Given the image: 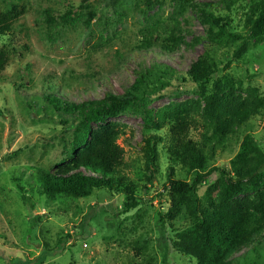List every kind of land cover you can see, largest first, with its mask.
<instances>
[{"label":"rangeland","instance_id":"obj_1","mask_svg":"<svg viewBox=\"0 0 264 264\" xmlns=\"http://www.w3.org/2000/svg\"><path fill=\"white\" fill-rule=\"evenodd\" d=\"M226 1L0 0V9L16 16L12 35L0 36V48L10 59L0 75V264L34 262L44 250L49 253L43 264H196L173 246L177 232L192 229L190 218L183 214L160 222L170 206L164 189L168 167L181 180L192 177L167 159L166 141L157 143L154 175L145 168L146 139L166 135L164 129L152 130L145 116L156 118L162 108L180 103H196L201 113L203 90L183 78L207 54L219 71L216 79L232 83L226 93L246 99L255 88L263 108L246 125L231 129L224 154L210 163L228 169L247 136L264 154V41L252 39L246 26L248 8L258 0H239L229 10ZM203 11L227 16L231 31L246 38L239 57L234 52L240 40L209 41L208 27L200 21ZM140 73L150 93L145 96L133 90ZM213 81L205 95L212 93ZM52 93L73 104L110 94L141 97L140 104L116 118L90 125L93 131L107 124L123 127L117 140L125 152L120 174L136 185L138 207L124 213V197L115 191L54 200L36 193L37 170L62 171L71 163L65 157L72 130L65 123L72 120L42 101ZM191 137L197 139L198 132ZM217 180L218 174L211 175L198 195ZM60 241L64 246L57 252ZM230 260L264 264V226Z\"/></svg>","mask_w":264,"mask_h":264},{"label":"trees","instance_id":"obj_2","mask_svg":"<svg viewBox=\"0 0 264 264\" xmlns=\"http://www.w3.org/2000/svg\"><path fill=\"white\" fill-rule=\"evenodd\" d=\"M238 1L227 0L226 9L229 10ZM208 6L205 4L203 7ZM248 9L246 26L249 34L256 41H264V0L252 2ZM15 18L10 12L0 9V36L12 35ZM200 21L208 27L211 42L219 43L220 38L232 42L240 40L234 52L239 57L246 38L231 31L227 16L215 17L203 11ZM161 47L170 50L166 45ZM9 61V52L0 48V75ZM216 67L204 54L189 67L186 79L183 78L184 83L197 84L203 90L205 97L201 113L196 103H180L162 108L156 118L145 116L152 130H166L165 136L146 139L145 168L154 175L157 143L166 141L167 159L178 162L186 175L192 177L191 181L181 180L175 176L174 168L168 167L164 189L169 194L170 206L160 222H172L183 214L190 218L192 229L177 232L173 246L180 254L193 258L196 264H232L230 256L233 252L251 243L264 226V154L255 141L248 136L243 139L241 151L230 160L228 169L213 167L210 163L224 154L225 141L231 129L246 125L252 117L259 115L263 109L262 103L255 88L249 90L246 99L226 93L229 86L233 88L232 83L228 79H224V82L217 80L219 71ZM152 68L160 71L157 67ZM166 70L170 71L168 68ZM211 79H214L213 91L205 95L204 88ZM133 86V90L141 91L144 96L150 94L146 91L142 73ZM141 100V97L134 95L117 97L110 94L98 102L73 104L53 93L43 95L42 101L48 107L72 120L65 123L72 130L69 155L65 157L71 163L62 171L37 170L33 178L36 193L54 200L56 197L84 198L97 190L115 191L124 197V213L138 207L136 185L120 174L125 152L117 140L123 135V127L107 124L93 131L90 125L104 124L137 106ZM191 132H198V138H192ZM82 169L88 173H82ZM23 174L20 172L18 175V183L22 181ZM216 174L219 180L199 196L201 185ZM250 193L254 195L252 200L247 197ZM63 246L64 241H60L56 246L57 252H61ZM48 253L44 250L34 262L22 261L21 264H43Z\"/></svg>","mask_w":264,"mask_h":264}]
</instances>
